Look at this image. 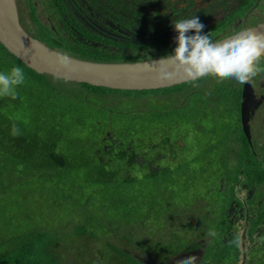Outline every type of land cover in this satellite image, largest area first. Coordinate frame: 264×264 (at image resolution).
Wrapping results in <instances>:
<instances>
[{
	"label": "flooded vegetation",
	"instance_id": "flooded-vegetation-1",
	"mask_svg": "<svg viewBox=\"0 0 264 264\" xmlns=\"http://www.w3.org/2000/svg\"><path fill=\"white\" fill-rule=\"evenodd\" d=\"M16 5L18 19L28 27L30 35L25 32L39 42L47 40L48 45H44L75 56L91 58L98 54L117 59L119 63L147 61L171 54L177 35L173 22L179 19L198 15L205 25L203 34L208 33L213 41L264 25V0H16ZM245 85L250 90H245L249 107L247 134L241 118ZM226 87L222 86V92ZM230 88L231 92H220L214 97L192 88L171 107L115 112L134 119L144 118L146 114L160 118L155 123L152 138L140 137L143 132L140 125L135 137L122 141L114 130L113 112L107 114L104 124L97 122L102 131L93 153V164L95 161L100 166L102 175L110 176L111 170L105 167L113 163V171L119 177L146 182L150 188V184L156 183L158 187L159 182L185 181L186 172L177 170L187 167L193 176L191 187L197 188L195 180L202 187L196 192L199 208L190 199H184L178 206L169 203L167 212L160 211L163 215L158 225L163 231L158 229V232L174 231L172 243L165 250L150 251L133 245L137 252L84 254L87 252L81 248L74 255L67 249L72 254L73 264L79 261L101 264L100 257L106 264H186L188 260L192 264H264V137L260 130L264 126V77L258 75L243 85L235 81ZM220 96L228 97L231 110L216 108ZM86 102L102 110L103 106ZM208 103L216 119L214 122L223 127L229 124L228 118L234 117V128L222 131L215 125L210 128ZM191 120H195V125L186 132L179 128ZM254 123L257 128L252 127ZM130 134L129 130L124 131L125 136ZM223 135L229 136L227 157L226 148L221 144ZM217 149L219 157L210 152ZM259 149L263 150L261 160ZM149 207L141 209L145 211ZM201 213L202 220L194 229L180 232L183 225ZM187 214L189 221H182ZM141 226L143 231L146 225ZM209 231L217 235L211 237ZM234 234L241 238L239 247L232 243ZM76 235L81 233H73L71 237L80 241ZM65 238L69 237L62 239ZM146 238L150 239L144 237V240ZM57 241L54 240L59 244ZM65 254L63 261L68 257V253Z\"/></svg>",
	"mask_w": 264,
	"mask_h": 264
},
{
	"label": "rangeland",
	"instance_id": "rangeland-1",
	"mask_svg": "<svg viewBox=\"0 0 264 264\" xmlns=\"http://www.w3.org/2000/svg\"><path fill=\"white\" fill-rule=\"evenodd\" d=\"M16 11L18 18L17 5ZM18 21L22 29L29 34L28 27L22 23L21 18ZM70 55L93 62L119 63L117 59L113 58H95L94 56L89 58L82 55ZM260 66L264 67V59L261 60ZM258 75L264 77V73ZM50 81L56 86L58 93L61 94L57 98L60 103V110L68 115L62 129L66 133L75 134L74 137L89 140V155L87 158L89 162H84L83 166L76 169L59 167L48 172L46 165L37 168L33 166L18 167L17 173L9 177L2 173L1 166L6 161L3 162L4 154L0 150V181L5 182V184L0 183V242L23 236L29 232L35 236V241L39 235L44 237V241L58 240L59 244L55 245L53 250L57 253L56 258L62 261V255L65 256V253H68V257L65 258L66 261H63L64 264L74 263L71 262L72 254L69 250H72L75 255L81 251V248L87 252L84 254H90L92 251L94 254L100 251L102 254L109 252V254L118 253L119 255L122 251L137 252L138 249L133 245L136 247L142 246L150 251L165 250L172 243L174 231L158 232V223H160L163 215L161 212L169 210V203L174 202V206H178L184 199H190L191 203H196L195 207L199 208L197 205L198 194L196 193L197 189L202 190L199 181L195 180L197 188L191 187L193 176L189 174L187 167L177 170L179 173L186 172L185 181L176 180L175 183L171 181L159 182L158 187L157 183L150 184V188L146 182L131 181L123 183V177H119L114 181L107 180L102 175L100 166L95 161L93 164L95 156L93 153L98 147L97 143L102 131L97 122L104 124L107 114L113 112L114 130L122 141H128L130 138L135 137L136 131L141 128L140 125L143 126L140 137L142 139L148 136L152 138L155 123L160 118H154V115L146 114L144 118L134 119L122 117L115 112L129 111L135 108L160 109L171 107L176 105L181 97L192 88L202 90L209 97H214L220 92L221 94L229 93L231 92L230 85L235 84L234 79L218 81L216 78L209 76L202 78L195 85L184 83L155 91H101L100 93L104 94L101 97L95 95L98 92L92 91L82 84L56 78H51ZM222 86H227L225 92H222ZM89 93L93 96L88 95L89 97L86 99ZM176 95L178 96L176 99L169 98ZM164 99L169 100L164 101ZM86 100L91 101L94 105L103 106L102 110L89 106ZM218 103V107L215 106L217 109L231 110V101H228V97L220 96ZM196 108L198 107H193V109ZM207 108L210 115V128L215 125L222 131L223 129L228 130L230 127L234 128L236 125L234 117H230L228 118V125L225 123L223 127L219 126L213 121L215 118L212 115L211 104L208 103ZM262 110L264 112V107ZM183 115H186V113ZM29 116L37 117L39 114L30 112ZM9 119L14 122H20L21 119L26 122L30 121L29 118L24 116L17 117L15 112L9 116ZM73 122H80L84 126L75 130ZM194 125L195 120H191L179 128L186 132ZM252 127L257 128L256 123ZM263 128L264 126L260 130L262 131L261 136L264 137ZM119 130L123 133L121 134ZM127 130L131 132L130 136L124 135V131ZM222 137L221 144L226 148L227 157V138L229 136L223 135ZM210 152L218 156L219 149ZM262 152V149L258 150L259 157ZM259 160H261V157ZM112 164L110 163V166L105 167V169L113 170L114 164ZM56 175L62 179L54 177ZM166 179L171 178L167 177ZM186 179H188L187 182ZM171 191H173L172 194ZM145 206L150 207L143 211L141 208ZM9 216L12 217L13 223L5 225L6 217ZM202 217V213L193 217V222L183 225L180 232L184 233L194 229V226L202 220ZM182 221H189L188 214L183 217ZM139 222L146 225L143 231ZM74 232L84 235H76L80 241H75V238L71 237ZM64 237L69 238L62 239ZM144 237L150 239L146 238L144 240ZM78 246L80 249L77 248ZM74 260L76 259L74 258ZM99 262L106 264L101 257ZM76 264L82 263L79 261Z\"/></svg>",
	"mask_w": 264,
	"mask_h": 264
},
{
	"label": "trees",
	"instance_id": "trees-1",
	"mask_svg": "<svg viewBox=\"0 0 264 264\" xmlns=\"http://www.w3.org/2000/svg\"><path fill=\"white\" fill-rule=\"evenodd\" d=\"M40 42L48 45L47 40L41 39ZM98 57L103 58L97 54L95 58ZM14 66L23 69L26 80L23 85L17 88V99L13 100L10 97L0 96V150L4 154L3 162L6 161L1 166L2 173L10 177L17 173L18 167L33 166L37 168L43 165L47 166V172L59 167L76 169L83 166L84 162H89L87 160L89 140L74 137L75 134L66 133L62 129L68 115L60 110V103L57 98L61 94L50 81L54 77L36 74L8 53L0 44V72L10 71ZM82 85L98 92L95 94L98 97L104 95L100 93L101 91H115L92 87L87 84ZM88 95L93 96L89 93L86 99H88ZM13 112L16 113L17 117L24 116L30 121L26 122L21 119L20 122H14L10 120L9 116ZM30 112L39 114V116H29ZM13 123H16L21 131V135L17 137L10 134ZM73 123L75 130L84 126L80 122ZM54 177L62 179L58 175ZM105 178L114 181L119 179V176L111 170L110 176H105ZM127 182L131 181H123V183ZM0 183L5 184L3 180ZM8 223H13L10 216L6 217L5 225ZM55 245L57 244L54 240L44 241L42 235H39L35 241V236L30 232L10 240H3L0 242V264H64L56 258L57 253L53 250ZM83 263L86 264V262Z\"/></svg>",
	"mask_w": 264,
	"mask_h": 264
},
{
	"label": "clouds",
	"instance_id": "clouds-1",
	"mask_svg": "<svg viewBox=\"0 0 264 264\" xmlns=\"http://www.w3.org/2000/svg\"><path fill=\"white\" fill-rule=\"evenodd\" d=\"M176 47L171 54L152 60L151 71L158 81L169 82L177 77L195 85L204 77H214L218 81L234 79L243 85L250 83L264 67L260 66L264 58V32L255 29H244L223 41H213L203 34L205 25L199 16L179 19L173 22ZM189 33H194L189 35ZM72 57L64 51L55 53L57 71L70 73ZM26 77L22 68L14 66L10 71L0 72V96L18 98L17 88L25 83ZM10 134L21 135L19 126L12 124ZM215 237V231H209ZM232 243L237 247L241 244L239 234H234ZM186 264H192L191 260Z\"/></svg>",
	"mask_w": 264,
	"mask_h": 264
},
{
	"label": "water",
	"instance_id": "water-1",
	"mask_svg": "<svg viewBox=\"0 0 264 264\" xmlns=\"http://www.w3.org/2000/svg\"><path fill=\"white\" fill-rule=\"evenodd\" d=\"M250 29L264 32V25ZM0 44L36 74L52 76L71 83L87 84L115 91H154L187 83L180 77L169 82L155 79V73L151 71L154 67L151 62L156 59L128 63H101L71 56V70L68 75H65L64 71L56 69L55 53L57 51L30 37L22 29L17 18L15 0H0ZM245 90L250 92L245 85L241 103V118L243 130L247 134L249 107L245 100Z\"/></svg>",
	"mask_w": 264,
	"mask_h": 264
}]
</instances>
